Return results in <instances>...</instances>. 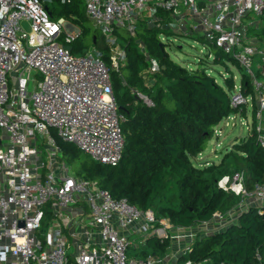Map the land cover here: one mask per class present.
Wrapping results in <instances>:
<instances>
[{"label": "built area", "instance_id": "built-area-1", "mask_svg": "<svg viewBox=\"0 0 264 264\" xmlns=\"http://www.w3.org/2000/svg\"><path fill=\"white\" fill-rule=\"evenodd\" d=\"M56 1L0 0V264H197L177 258L179 252L191 250L195 225L173 233L177 226L168 218H156L150 209L113 197L96 181L70 174L49 127L91 159L110 166L119 163L123 116L112 93L110 68L119 69L126 59L122 34L135 36L140 26L155 25L202 35L250 74L255 128L264 149V42L248 36L246 23L249 16L264 13V0H82L86 16L108 46L109 62L96 47L76 54L64 46L81 30L64 16L52 15ZM159 35L167 38L164 31ZM139 46L151 62L150 70L158 69L144 45ZM37 73L41 79L36 82ZM252 99L240 81L234 83L233 106L252 105ZM236 115L241 114L234 112L227 119ZM245 118L240 122L249 128ZM38 135L46 137V162L36 147ZM243 180L242 172L218 180L221 189L240 200L226 214L216 212L211 221L198 224L197 230L223 228L250 206L264 205V183L247 190ZM72 207L79 213L72 215ZM81 213L88 216L86 222ZM69 220L76 223V231L64 229ZM131 235L144 240L156 236L184 246L159 258H138L132 255Z\"/></svg>", "mask_w": 264, "mask_h": 264}, {"label": "trees", "instance_id": "trees-1", "mask_svg": "<svg viewBox=\"0 0 264 264\" xmlns=\"http://www.w3.org/2000/svg\"><path fill=\"white\" fill-rule=\"evenodd\" d=\"M52 8L56 17L86 16L80 0H57ZM254 30L261 33L258 28ZM162 31L165 35H183L155 25L140 26L135 36L122 34L126 59L119 69L110 68L112 93L123 116L124 143L119 163L105 165L89 156L79 160L80 149L75 144L65 140L57 143L61 158L73 167L76 176L96 181L115 198L125 197L142 210L150 209L156 218L166 217L174 226L188 228L211 221L217 211L226 214L240 200L218 186L222 176L242 172L247 190L264 183V149L255 128L256 98L250 74L236 59L198 33L183 36L199 39L208 50H215L212 63L223 62L228 72L221 74L219 81L211 72L212 67L204 62L194 67L182 65L170 57L159 35ZM89 38L104 61L109 62L104 39L96 32ZM140 42L158 69L150 70L151 62ZM82 49L72 44L73 53H83ZM226 58L239 67V81L244 93L252 95V105L231 104L235 80ZM137 92L147 95L153 104H147ZM248 111V132L226 149L218 163L199 162L208 140L217 136L219 122L234 112L247 117ZM45 212L49 213L47 209ZM170 244L169 239L151 236L143 251L162 257ZM179 257L180 261L191 259L197 264H264V205L250 206L223 228L199 232L191 250Z\"/></svg>", "mask_w": 264, "mask_h": 264}, {"label": "rangeland", "instance_id": "rangeland-1", "mask_svg": "<svg viewBox=\"0 0 264 264\" xmlns=\"http://www.w3.org/2000/svg\"><path fill=\"white\" fill-rule=\"evenodd\" d=\"M82 3V0H80ZM83 6V3H82ZM65 20L71 22L75 26L79 27L82 30V33L79 35V37L71 43L76 44L78 46L83 47V53L86 52L88 49L92 47H96L93 41H91L90 34L96 32L98 34V37L103 38L102 33L95 28L92 21L85 16L84 19H76L73 18L71 15L63 14ZM246 23L248 24V36H252V38L255 39V37L259 38L258 40L264 42V14H260L257 16H249L246 20ZM253 28H252V27ZM25 27L28 28V24H25ZM259 29L261 33H257L254 29ZM166 44V50L168 51L170 57L182 65H186L187 67H194L196 65L202 64L204 62L208 67H212L211 71L215 74L217 77V80H221L222 75H225L226 71L224 68L223 62L218 63H212V57L215 53V50H211L210 54H208V48L201 42L199 39L193 38L191 36H183V35H172L168 34L167 38H164L162 40ZM76 54H81L82 52H75ZM254 63L253 67L256 68V62L259 61V58L257 55L254 56ZM225 62L230 67V72L234 75L235 82H239L240 78V72L239 67L231 62L230 59L226 58ZM36 82L37 80L41 79V76L39 73L36 74ZM262 79V76L260 77ZM234 82V83H235ZM28 90H33V83L30 82L28 86ZM249 108V107H247ZM249 122L251 121V116L247 114ZM241 120H246L245 116L243 115H236L232 120L231 119H222L219 122L220 132L217 131V136H212L211 139L208 140L206 147L203 151V153L199 156V162L203 161H213L214 163H218L220 161V158L222 155L226 152V149H229L233 142H236V139L244 134H246L249 130V128L246 127V124L240 122ZM233 123V124H232ZM250 123L248 124V126ZM49 131L52 134V136L55 137L56 141L62 140L57 135V130L54 127H49ZM36 147L38 151H40V157L43 159L44 162L47 161L46 155H47V147H46V137L38 135L36 140ZM88 155H86L84 152H79V160H85L88 159ZM70 174L75 175V172L73 170L72 166H69ZM225 192H229L228 190H224ZM235 207V206H234ZM218 213L220 211H217ZM222 213V212H221ZM227 213V212H226ZM47 217H49L47 215ZM88 217V216H87ZM207 222V221H205ZM200 225V224H199ZM192 227V226H191ZM197 225H195V233L196 235L202 231L197 230ZM206 229H209L207 231L202 232H209V231H215V227L211 226ZM67 240L69 241L71 236H66ZM132 237H130L131 239Z\"/></svg>", "mask_w": 264, "mask_h": 264}, {"label": "crops", "instance_id": "crops-1", "mask_svg": "<svg viewBox=\"0 0 264 264\" xmlns=\"http://www.w3.org/2000/svg\"><path fill=\"white\" fill-rule=\"evenodd\" d=\"M78 213H79V210L77 209V207H72L71 208V214L72 215H76ZM81 214H82L83 222H86L87 221V218H86L87 215H85L83 213H81ZM75 224L76 223H74L73 220H69V221H67L65 223V228H64V224H63V228L64 229H68L69 228L71 231H76ZM179 231H185V229L181 228V227H177V228H174V229L172 228V230H171V232H173V233L179 232ZM130 237H132L131 240H133V244H134L133 247H131V249H133L132 250V255H134L135 257H138V258H144V257H146L148 255H151L154 258H159L157 256H154L152 253H148V252H144L143 251V245H144V243H145L147 238L144 240V238L135 237V236H132V235ZM73 240L74 239L71 236L69 242L72 243ZM170 242H171L170 247H168V250L166 251V252H168V255L172 254L177 248H179V247L182 248L184 246V244L182 242H179V243L174 242V241H170ZM172 242H174V243H172ZM74 250H75L74 246H71L70 249H69V252L72 254L74 252ZM183 254H185V253L179 252V254H177V258L179 259L180 258L179 256L183 255ZM174 255H176V253H174Z\"/></svg>", "mask_w": 264, "mask_h": 264}, {"label": "water", "instance_id": "water-1", "mask_svg": "<svg viewBox=\"0 0 264 264\" xmlns=\"http://www.w3.org/2000/svg\"><path fill=\"white\" fill-rule=\"evenodd\" d=\"M64 46H65L66 48H68V49H71V47H72L71 44H65Z\"/></svg>", "mask_w": 264, "mask_h": 264}]
</instances>
